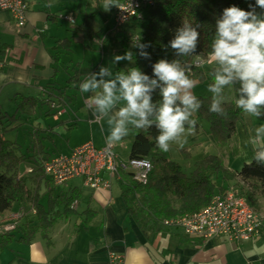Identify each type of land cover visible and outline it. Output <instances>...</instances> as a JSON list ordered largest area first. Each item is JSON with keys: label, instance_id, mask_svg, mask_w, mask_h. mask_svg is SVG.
<instances>
[{"label": "crops", "instance_id": "crops-1", "mask_svg": "<svg viewBox=\"0 0 264 264\" xmlns=\"http://www.w3.org/2000/svg\"><path fill=\"white\" fill-rule=\"evenodd\" d=\"M66 1L29 0L22 27L9 12L0 10V125L4 131L20 134L19 141L18 137L16 141L0 138L17 145L25 158L24 171L18 170V178L30 190L38 191V203L45 210L51 209L48 228H39L28 243L21 240L27 228L39 226L32 204L14 203L0 214L2 224L10 213H27L10 238L0 236V264H108L111 252L121 255L123 264H264V198L258 199L256 207L263 222L260 234L234 244L222 237L200 240L176 227L142 229L128 217L121 191L124 174L112 178L107 189L91 188L82 178L54 186L46 176H37L36 166L41 161L67 155L85 143L97 148L106 144L108 125L106 121H95L86 106L91 93H81L79 85L101 66L110 67L115 74L132 65L129 61L113 63L114 56L124 55L129 48L116 51L115 44H109L101 50L99 36L87 45L75 31L76 22L65 30L62 26L68 21L61 15L70 16ZM73 43L79 48H73ZM214 67L204 65L201 69L208 72ZM194 81L195 96L211 94L197 92L202 84L208 87V81ZM226 92L228 99L238 98L228 87ZM260 125L263 124L258 118L242 113L235 124V135L221 149L204 125L203 131H186L184 147L173 144L167 156L189 173L183 165L193 170L205 156L216 154L227 170L236 173L252 160L255 148L264 147V139H255L254 129ZM132 141L130 131L114 144L120 159L130 158ZM30 168L33 172L27 173ZM238 181L217 183L228 191ZM59 194L76 195V205L70 212H64L58 203L48 206Z\"/></svg>", "mask_w": 264, "mask_h": 264}, {"label": "trees", "instance_id": "trees-1", "mask_svg": "<svg viewBox=\"0 0 264 264\" xmlns=\"http://www.w3.org/2000/svg\"><path fill=\"white\" fill-rule=\"evenodd\" d=\"M121 1L119 0V3ZM250 4L254 5L255 0H157L142 11L141 19L130 21L118 30H112L111 24L107 29L95 31L92 14L83 18L75 31L89 41L98 36L103 41L104 35L117 32L120 34L117 38L121 39L119 43H123L134 53L130 67H137L150 77L152 64L160 59H167L169 62L179 59L182 66L188 65L186 71L190 79L208 81L210 84L214 68L204 72L195 65L196 58L198 55H210L216 20L222 15L223 9L236 6L250 11ZM114 8L115 6L111 7L110 11L102 16L103 20L113 19ZM183 22H188L193 27L199 25L197 51L189 57H177L174 51L167 47L169 41L174 38L176 29L181 27ZM135 42L150 45L146 49L150 60L139 57L138 49L133 47ZM238 87L233 85L228 88L232 93L238 94ZM226 88L222 101L225 115L209 111L212 94L196 96L201 101V108L194 117L197 124L193 132L203 131L206 125L219 148L225 147L235 135V124L242 114L241 110L235 107V100L226 97ZM159 99L157 91L153 94V101ZM258 119L264 125V115ZM131 133L133 141L130 158L148 159L152 164V171L145 185L133 182L130 175L124 174L125 181L121 191L128 217L144 230L159 229L165 219L194 213L205 207L216 193L224 192L223 186L218 185L217 180L225 183L238 178L234 192L243 197L252 208L257 207L259 198H264V165L257 164L254 160L250 164H244L239 172L233 173L224 167L219 155L210 154L197 162L191 172L186 173L179 163L171 161L167 153L156 147L155 137L158 133L154 127L133 129ZM24 159L16 144L0 138V214L9 210L14 203L32 204L37 211L39 226L27 228L21 240L28 243L39 228H48L50 208L58 203L63 206L64 212H70V205L75 201L76 195L59 194L55 200L49 201L50 210H45L38 203V191L30 190L25 181L18 178L19 166ZM36 172L40 179L45 178L40 162L36 166ZM9 236L7 234L6 238H10Z\"/></svg>", "mask_w": 264, "mask_h": 264}, {"label": "clouds", "instance_id": "clouds-1", "mask_svg": "<svg viewBox=\"0 0 264 264\" xmlns=\"http://www.w3.org/2000/svg\"><path fill=\"white\" fill-rule=\"evenodd\" d=\"M122 9L119 0H103V9ZM250 11L231 6L223 9L216 20L211 43V60L215 67L211 73L212 94L209 111L225 115L222 108L226 87L238 85L235 107L247 117L264 115V0H255ZM261 11L258 13L256 9ZM123 10V9H122ZM188 22L176 29L169 41L177 57L193 56L197 51L200 33ZM139 57L150 60L146 51L149 44L135 42ZM134 60V53L127 51L116 55L113 63ZM188 65L179 59L169 62L160 59L152 64V76L137 67L113 74L110 67L101 66L98 72H90L80 83L81 93H91L86 106L96 122L106 121L109 134L106 143L114 145L127 137L133 129L154 127L156 147L167 153L173 144L183 148L187 143L186 131L190 134L196 127L194 118L201 108V101L193 94L196 81L187 75ZM160 97L153 101V94ZM255 139H264V125L254 129ZM264 165V147L255 148L252 161Z\"/></svg>", "mask_w": 264, "mask_h": 264}, {"label": "built area", "instance_id": "built-area-1", "mask_svg": "<svg viewBox=\"0 0 264 264\" xmlns=\"http://www.w3.org/2000/svg\"><path fill=\"white\" fill-rule=\"evenodd\" d=\"M157 0H122V9L114 8L112 30H118L126 23L141 19L142 11L152 6ZM29 0H0V10L11 14L19 27L26 23ZM71 25V16L61 15ZM196 66L199 63L195 62ZM152 171V164L146 158L120 159L114 151V145L105 144L95 147L85 143L74 148L67 155L54 156L41 161V172L54 186H61L74 178H82L91 188H110L112 178L123 174L130 175L133 182L141 185L147 183ZM32 168L27 173H32ZM76 205L74 201L70 208ZM34 212V210H33ZM27 216L24 210L10 213L0 224V236L15 232L20 222ZM164 227L180 228L190 237L209 240L222 237L231 243L247 242L260 234L262 222L247 201L228 190L215 194L210 202L200 210L165 219ZM108 264H123L121 255L109 253Z\"/></svg>", "mask_w": 264, "mask_h": 264}, {"label": "rangeland", "instance_id": "rangeland-1", "mask_svg": "<svg viewBox=\"0 0 264 264\" xmlns=\"http://www.w3.org/2000/svg\"><path fill=\"white\" fill-rule=\"evenodd\" d=\"M65 9H67L66 11L69 13V15L74 20V24L76 22V24H78V25H79V22L82 21L83 18H85L86 16H91L93 14L94 30L95 31H98L100 29H101V31L104 29H107L112 24L111 19H104L103 20V18H102V16L107 13V11H105L103 9V0H67L66 4H65ZM256 11L259 13L261 10L259 8H257ZM67 23H65L66 25L62 26L65 30L70 29L69 26H71V24H69V23L67 24ZM74 24H72V26ZM117 37H118L117 32H110V34L104 35L103 41L101 44V50L106 48L109 44H111V45L115 44L116 51H121L122 49H125L127 46L123 45V43H119L118 41L121 39L117 38ZM92 41H93V39H91V41H89L87 39L84 40L85 44H87V45H91L90 42H92ZM72 45H73V48H76V49L79 48V46L77 44L73 43ZM199 56L200 57L196 58L195 62L199 63L200 68L204 65L215 66L214 62L211 60L210 55L203 56V57L201 55H199ZM207 88H208L207 85L202 84V86L199 87L197 92L198 93H207L208 92ZM227 97H228V95H227ZM1 127H2V125H0V136H3L5 139L11 140V141H16V139L18 137V141H19V138H20L19 133L17 136V132H15V131H4ZM219 149H221V148H219ZM186 165H188V164H186ZM186 165H183L184 169L187 172H191L192 169ZM24 168H25V166L22 163L20 165V168H19L21 173L24 171ZM75 180H78V179H75ZM234 188H236V187H232L230 190H233ZM254 210L262 222V218L260 217L259 212L256 210V208ZM261 229H262V227H261Z\"/></svg>", "mask_w": 264, "mask_h": 264}]
</instances>
